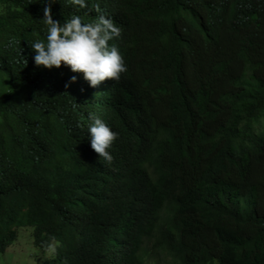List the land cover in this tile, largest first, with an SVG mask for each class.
<instances>
[{
    "label": "trees",
    "instance_id": "obj_1",
    "mask_svg": "<svg viewBox=\"0 0 264 264\" xmlns=\"http://www.w3.org/2000/svg\"><path fill=\"white\" fill-rule=\"evenodd\" d=\"M37 13L0 2V98L17 100L36 73ZM106 14L142 23L151 58L165 59L158 87L174 112L130 195L92 224L91 252L106 264H264V0H121ZM26 213L48 224L42 210Z\"/></svg>",
    "mask_w": 264,
    "mask_h": 264
},
{
    "label": "clouds",
    "instance_id": "obj_2",
    "mask_svg": "<svg viewBox=\"0 0 264 264\" xmlns=\"http://www.w3.org/2000/svg\"><path fill=\"white\" fill-rule=\"evenodd\" d=\"M120 1L0 0L33 4L44 25L30 45L36 73L17 100L0 98V264H106L90 228L113 197L130 195L150 141L162 151L170 136L165 59L151 58L139 20L106 14ZM33 207L47 225L31 221Z\"/></svg>",
    "mask_w": 264,
    "mask_h": 264
},
{
    "label": "rangeland",
    "instance_id": "obj_3",
    "mask_svg": "<svg viewBox=\"0 0 264 264\" xmlns=\"http://www.w3.org/2000/svg\"><path fill=\"white\" fill-rule=\"evenodd\" d=\"M25 228H27V227H23V228H21V229H25ZM28 228H32V227H28ZM31 248L33 249L34 248V244H33V236H31ZM9 252V249L7 250V252L5 253V254H7ZM4 254V255H5Z\"/></svg>",
    "mask_w": 264,
    "mask_h": 264
}]
</instances>
